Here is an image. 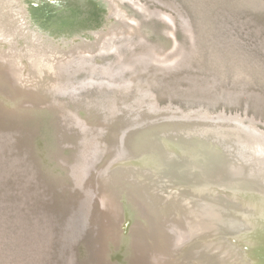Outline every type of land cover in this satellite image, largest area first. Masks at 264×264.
I'll use <instances>...</instances> for the list:
<instances>
[{
	"label": "bare ground",
	"instance_id": "obj_1",
	"mask_svg": "<svg viewBox=\"0 0 264 264\" xmlns=\"http://www.w3.org/2000/svg\"><path fill=\"white\" fill-rule=\"evenodd\" d=\"M124 2L141 16L191 34L174 0H0V69L19 73L12 76L25 85L41 81L46 89L56 87L58 76L73 66L65 60L88 63L132 39L139 21L121 9ZM167 28L165 34H173ZM182 46L174 57L152 47L137 61L164 65L159 71L182 67L192 63ZM152 51L163 60L149 57ZM3 71L0 78L8 70ZM211 74H189L183 79L189 87L179 84L182 96L224 107L244 103V110L212 111L203 103L191 110L162 106L151 83L135 76L125 92L81 110L60 102L48 111L51 99L40 102L50 122L61 126L64 158L53 166L60 185L75 190L82 179V165L70 153L78 141L83 165L87 159L96 163L104 210L89 205L91 230L98 213L104 216L94 242H88V264H162L173 251V264H188L187 255H202L206 264H264V120L249 112L251 102L264 113V93L238 74L232 88ZM24 95L10 91L0 95V103L11 116L25 119L40 107L26 109ZM79 130L83 139H75Z\"/></svg>",
	"mask_w": 264,
	"mask_h": 264
},
{
	"label": "rangeland",
	"instance_id": "obj_2",
	"mask_svg": "<svg viewBox=\"0 0 264 264\" xmlns=\"http://www.w3.org/2000/svg\"><path fill=\"white\" fill-rule=\"evenodd\" d=\"M174 1L177 2L190 21V35L188 33L184 34L180 28H167L166 23L162 19L141 16L133 4L124 2L121 4V9L127 14L134 16L139 21L138 27H135L137 30L135 34H133L132 39L129 40L130 42L126 41L125 44L124 41L122 45L121 43L118 44L119 50L117 52L113 50L111 52L95 54L89 59V64L84 63V58H80L81 60L74 58L69 62L65 60L67 65L73 63V66L67 68L68 75L65 71L64 74L62 73V75H65L63 78L61 77V74L58 76V80H56L57 85L55 82L56 87L51 89L48 88L50 92L46 94V99H53L55 92H61L60 97L55 98L56 105L60 102H64L65 104L72 105L77 110H81L97 100L107 98V95L117 92H125L126 85L131 81L133 76H135L140 82L151 83L154 92L159 98V103L160 98L167 101L164 102V104H161L162 106L173 104L174 106H180L182 108L184 107L186 110H191L197 109L199 104L203 103L207 108L210 106L216 108L215 110L212 109V111H218L222 108L227 109V111L244 110V103L237 105L227 104L224 107L223 104L212 105L207 101H197L193 98L182 96V88L180 85L183 83L182 85H188L189 87L190 83H186V81L184 82L183 79L191 73L203 72L210 75L211 73L205 70V68H209L219 71L218 73L213 71L211 75H214L220 84L223 83L229 88H232L233 78L238 74V76H242L241 80L251 82L256 90L264 93V6L259 0ZM130 6L135 12H137V14H134L133 12L129 13L127 11V8ZM161 21L164 24L161 23ZM129 25L130 24L128 23L125 26L127 27ZM165 28L173 32V34H165ZM115 42L119 43V40H115ZM178 44H182V47L187 50V58H192V63L188 60L184 66L182 65V67L159 71V68H162L164 65L151 62L149 61L150 59L146 57V59H143V62H145L143 65L137 61L140 57H144V55L141 54L147 52L148 49L152 47L155 48L156 51H160V55H162V50H167L170 53V57H174L178 52L177 49H179ZM108 47H110V45L107 46V48ZM148 56L157 60L158 58L163 60L162 57L157 58L153 51L148 52ZM104 66L105 68H103ZM104 70H109V72ZM148 73L156 76V82L153 83L149 81ZM129 75L132 76V78L127 80ZM65 77H69V81ZM61 81H63V83L65 82L66 85ZM219 82L217 84H219ZM15 83L16 84H13V86L15 85V90L17 92L30 95L33 90L42 88L43 91L46 89L44 87L48 86V84L41 81L25 85L22 82L15 80ZM81 83H84L85 85V87L82 88L84 91L78 87ZM130 89L134 91L136 90V86H134V88L130 87ZM167 91L172 92L173 94L176 93L179 96L170 97L168 96L169 92ZM6 93L8 92H4L3 90L0 91V95H6ZM32 95H34V93ZM73 96L74 98H81L80 104L77 105L67 101ZM187 101H192L191 103H194V105H180L182 102L189 103ZM249 106L250 114L253 113L259 119L264 120L263 112L255 110L251 102ZM48 118H50V116L46 115V119ZM17 119H20V117L11 116V120L13 121L11 123L14 124ZM53 123L54 122H50V119L44 120L43 122L46 126L43 130L51 132L53 135V131L58 129L60 134H58L57 139L50 141L49 145L45 144L47 148L45 147L44 151H41V155L45 161L42 168L45 169L47 173L51 174V177L56 182L55 185L61 190H64L59 183V176L53 168L55 159L64 158V152L61 150L62 143L58 140L62 136L60 131L61 126L57 127V124L55 125V123ZM22 199L27 201L25 198ZM23 200L21 201V204L24 208L26 207V209L17 210L18 208L14 209L12 204H9V208L13 209L5 211L8 221L17 220V218L20 219V216L22 215H24L25 218H35L36 216L42 218V214H37L36 212H32L33 215L29 216V214L26 213L28 212L26 210L31 208V205L28 201L26 203ZM82 208L84 209V206ZM42 222V224H44L46 221ZM21 227L23 228L22 233ZM4 228H2V231L5 233L4 237L13 240L15 244L13 246L5 244L3 242L5 238H0V264H66L67 260L71 264L75 255L78 254L77 252H79L81 257L78 264H88L87 258L89 256L87 254V241L78 244L76 249L69 252V254L71 253L70 256L66 254V257H68L65 259V255L60 254L61 243L49 242L48 246L45 244L47 247L42 248V245H44V238L37 234L38 232H41L39 227L34 228L32 226L20 224L19 229H9V227ZM21 236L28 237V239L24 238L25 242H23L19 239ZM35 236H37L38 240V249L35 244L29 240V238L35 239ZM84 239H86L85 236Z\"/></svg>",
	"mask_w": 264,
	"mask_h": 264
},
{
	"label": "water",
	"instance_id": "obj_3",
	"mask_svg": "<svg viewBox=\"0 0 264 264\" xmlns=\"http://www.w3.org/2000/svg\"><path fill=\"white\" fill-rule=\"evenodd\" d=\"M127 11L137 14L131 6L127 8ZM3 70L8 71H5L6 75L0 78V89L8 93H10V91L12 93L16 92L15 85L13 86L11 84H16L15 78L19 73L16 75L12 69L9 70L7 67H1L0 71ZM12 75L15 76V78H13ZM131 78L132 76L129 75L127 80ZM78 87L84 91L82 88H84L85 85L81 83ZM48 92H50L49 89H44L42 91V88H38L32 91L34 95L26 94L22 96L29 101L26 104V109H30L32 106H36L37 108L38 106L40 107V102L45 103L46 94ZM60 95L61 92H55L53 99L50 100L48 97L50 100L48 111L56 105L55 98L60 97ZM80 100V97L74 98L73 96L67 101L78 105L80 104ZM164 102L167 101L160 98V104H164ZM187 102L189 103L182 102L180 105H194V103H191L192 101ZM209 108L211 110L216 109L212 108V106ZM5 110L0 103V238H5V233L2 231L4 227L19 229L20 224L32 226L34 228L39 227L41 232L37 234L44 238V245H42V248L47 247L49 242L61 243L60 254L65 255V259H67L71 254H69V252L76 249L78 244L84 243V241L90 243L94 242L95 230L99 229L100 222L104 216L103 213H98V218H96L97 221L95 220L91 230L89 222L87 221L88 214H90L88 207L91 205L93 209L98 212V209H103L104 203L101 196L102 189L98 181V173L94 171L96 163L91 164L87 159L83 165L79 152L82 141H78V149L73 151L72 148L70 153H72V155L75 154L74 161L76 165H82V179H79L78 188L75 190L65 189V187H62L64 190H61L55 185L56 182L51 177V174L47 173V171L42 168L45 161L41 155V151H44L46 147L45 144L49 145L50 141L57 139L58 134H60L58 129L53 131V135L51 132L43 130V128L46 127L43 122L47 120L45 112L47 109L41 106L38 110L25 114L30 115L27 119H17L14 124L11 123L13 122L11 120V114L6 113ZM81 135V131L79 130L75 139H83ZM88 137L90 136L88 135ZM99 151L100 150H98V152ZM87 155H89L88 152L85 153V157ZM114 169L115 168H112L110 171ZM22 198H25L31 205V208H28V210H26L28 212L26 213L31 216L36 212L37 214H42V218H38V216L35 218H25V216L22 215L20 219L17 218V220L8 221L5 211L13 208H18L17 210L26 209V207L24 208L21 204ZM27 201L25 202L27 203ZM9 204H12L13 208H9ZM83 206L84 209L82 208ZM42 221L46 222L42 224ZM174 221L177 222L179 220ZM180 226H182L181 222ZM22 231L23 228L21 227V233ZM86 234L87 239H84ZM24 238L28 239V237L25 236H21L19 239L25 242ZM29 240H31L38 249L37 236H35V239L29 238ZM3 242L11 246L15 244V242L9 238H5ZM45 244H47V246H45ZM91 251H96V249L93 250V248H91ZM168 251L169 254L171 251L170 249ZM77 253L78 254L75 255L71 264H78L80 262L81 257L79 252ZM171 253V256L163 257L162 264H173V262L176 261L174 257H172L176 254V251ZM66 254H68L67 257ZM186 263L206 264L202 255H196L195 257L192 255L188 257L187 255ZM66 264H70L68 260Z\"/></svg>",
	"mask_w": 264,
	"mask_h": 264
}]
</instances>
